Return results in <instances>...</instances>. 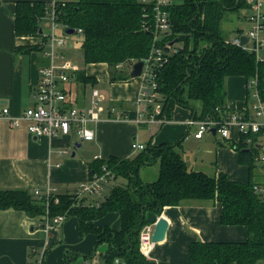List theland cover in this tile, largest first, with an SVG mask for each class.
Masks as SVG:
<instances>
[{
    "label": "crops",
    "instance_id": "crops-1",
    "mask_svg": "<svg viewBox=\"0 0 264 264\" xmlns=\"http://www.w3.org/2000/svg\"><path fill=\"white\" fill-rule=\"evenodd\" d=\"M18 1L21 0H0V189L34 192L35 188L43 190L51 186L56 193L70 192L92 179L90 166L97 159L122 160L137 156L143 151L133 148L132 144L137 141L146 146L179 142L177 150L189 170L208 175L224 173L228 179L241 183L252 179L257 188L264 191V162L260 161L253 169L241 162L240 152L234 146L241 138L236 128L232 129L229 138L212 131L196 138L197 125L187 123L194 118L192 110L181 105H176L169 117L150 121L149 112L139 103L144 79L142 75H131L133 60L120 62L122 66L117 68L105 62L80 65L66 59L77 66L65 83L75 105L89 108L93 88H98L104 96L101 120L92 125L95 132L92 140L80 141L75 132L57 138L36 137L30 134L27 122L13 126L2 116L3 108L8 107L11 114L18 115L34 106L40 69L49 62L45 48H33L42 42V36L17 33ZM28 1L63 3L78 0ZM168 1L180 3L182 0ZM250 11L248 6L247 12ZM44 22L48 27L47 16ZM41 28L47 29L43 23ZM242 32L243 28H237L236 34ZM39 33L43 32L39 30ZM57 33L61 35L59 27ZM247 84L245 75L227 78L229 113L250 102ZM112 108H115L114 112ZM140 117L142 119L138 121ZM188 142L195 143L190 151L186 149ZM263 153L259 150V157ZM159 172L157 161L141 165L138 170L143 183L155 181ZM128 180L123 175L115 177L105 185L102 194L92 196L88 201L97 204L114 186L126 185ZM222 212V203L212 199H189L179 205H167L160 214L147 209V222L143 228L151 226L153 233L158 218L164 215L169 221V229L163 241L151 242L145 250L140 242V251L154 264H192L190 246L194 241H246L249 237L247 227L224 224ZM89 223L101 229L121 230L118 211H110ZM111 246L106 236L100 237L94 231L82 233L76 215L66 217L60 224L54 221L47 226L45 215H32L14 208L0 209V264H112L108 260ZM113 264H121V260ZM259 264H264V259Z\"/></svg>",
    "mask_w": 264,
    "mask_h": 264
},
{
    "label": "trees",
    "instance_id": "trees-1",
    "mask_svg": "<svg viewBox=\"0 0 264 264\" xmlns=\"http://www.w3.org/2000/svg\"><path fill=\"white\" fill-rule=\"evenodd\" d=\"M60 4L58 22L65 29H82L83 54L86 63H108L145 60L153 46L161 47L167 61L157 66L161 117H169L176 105L192 110L198 119H221L228 115L227 78L245 75L258 76L264 96V61L252 52L226 41L222 22L229 13L248 8L249 0H182L169 3L171 29L156 35V0H78ZM50 4L42 1L17 2L16 31L18 34L39 33L46 20ZM241 31L240 29L238 32ZM43 40L45 38L43 37ZM176 40L173 47H169ZM180 45L177 52L173 48ZM33 48L43 49L40 44ZM178 143L146 146L137 156L128 159H97L90 166V176L102 174L103 166L115 177H128L126 185H116L98 203L77 188L66 193L54 192L47 197L29 189H0V209L14 208L32 215H45L51 221L58 214L76 215L82 233L94 231L106 236L111 243L108 260L121 264H154L140 251V232L145 225V212L161 213L167 205H179L189 199H212L223 205L224 224H243L249 237L243 242L194 241L190 246L192 264H259L264 259V191L251 179L241 183L228 179L226 174L208 175L189 170ZM234 146L240 160L253 169L261 161L259 148L251 147L241 136ZM160 164L158 178L143 183L138 170L141 165ZM37 195V197L35 196ZM58 198V201H56ZM110 211L121 216V230L101 229L90 224Z\"/></svg>",
    "mask_w": 264,
    "mask_h": 264
},
{
    "label": "built area",
    "instance_id": "built-area-1",
    "mask_svg": "<svg viewBox=\"0 0 264 264\" xmlns=\"http://www.w3.org/2000/svg\"><path fill=\"white\" fill-rule=\"evenodd\" d=\"M147 2L149 0H143ZM168 0H156L155 6V40H160L161 34L171 29V22L168 11L164 8L169 4ZM50 9L47 12L48 27L43 31V37L40 43L45 48V57L48 58V64L40 69V79L35 88V105L24 109L20 114L13 115L8 107L3 108L2 116L10 120L13 126H20L23 122H27L28 130L31 135L40 137L48 136L57 138L60 136L70 135L75 132L80 141L92 140L95 136L93 124L101 120L102 117V101L104 96L98 88H93L91 93V103L89 108L83 109L74 104L70 98L68 91L65 89V83L70 80L71 72L77 69V66L66 60L60 51L67 44V40L58 35L57 29L60 25L58 15L60 13V3L52 1L49 3ZM250 13L247 19L251 23V27L242 33H238L232 38L226 40L228 43L242 48L247 52L255 54L257 60L264 61L260 56L262 48H264V0H249ZM81 33L82 29H78ZM241 36H246L248 42L242 44ZM174 45H169L173 47ZM180 45L173 48L174 52L179 50ZM60 61V63L58 62ZM167 57L164 55L161 47L153 46L149 56L145 59L142 70V77L145 85L139 103L144 105V109L149 112V120L155 121L161 117L162 102L159 100V90L157 81V66L161 67ZM122 63H118L116 67H121ZM248 89L250 90L251 100L242 104L238 111L224 115L221 119L215 118H190L188 125H197L195 132L196 138H202L207 132L215 129L221 137L229 138L232 129L236 128L240 136L245 137L248 148L258 147L264 152V96L263 89L260 87L258 76L248 79ZM115 111V108H112ZM163 118V117H161ZM141 117L138 121H141ZM134 149H144L145 144L134 142ZM260 160L264 162V153L260 155ZM115 178L113 171L103 166L102 174H94L92 179L77 188V195L85 194L99 195L105 190V185ZM46 195L47 209L49 197L55 192L51 186H46L43 190L34 189V193ZM58 201V198H56ZM46 224L57 222L60 224L66 218L65 214H58L51 221L49 210L45 214ZM151 226H145L140 234L141 248L145 250L152 240ZM117 263L120 262L116 258ZM88 264V263H87Z\"/></svg>",
    "mask_w": 264,
    "mask_h": 264
},
{
    "label": "rangeland",
    "instance_id": "rangeland-1",
    "mask_svg": "<svg viewBox=\"0 0 264 264\" xmlns=\"http://www.w3.org/2000/svg\"><path fill=\"white\" fill-rule=\"evenodd\" d=\"M248 13V14H247ZM246 15H249L247 12V8H242L241 14L239 16V12L229 13L227 17L222 22V31L227 38H232L235 36L237 28H243L244 31H247L251 27L250 21L247 19ZM45 28H47L46 23L43 22ZM61 36H63L67 40V44L60 49L65 59H70L80 65L84 64V54H83V35L79 32H74L68 34L65 32V28L63 26H59ZM72 45V47H70ZM264 48H262L260 52V56L263 57ZM207 134V133H206ZM186 149L190 151L195 143L188 142ZM96 196V195H92ZM92 198V197H89ZM94 198V197H93Z\"/></svg>",
    "mask_w": 264,
    "mask_h": 264
},
{
    "label": "water",
    "instance_id": "water-1",
    "mask_svg": "<svg viewBox=\"0 0 264 264\" xmlns=\"http://www.w3.org/2000/svg\"><path fill=\"white\" fill-rule=\"evenodd\" d=\"M40 32H43V29H40ZM74 28L67 29V33L71 34L74 33ZM242 44H245L248 42V38L246 36H241ZM176 43V40L172 41L170 45H174ZM145 64V60H139L134 63L133 70L131 72V75L134 76H140L142 74L143 66ZM212 132H215V129H212ZM169 229V221L164 216L161 215L155 225L154 232L152 233L151 240L153 243L163 241L168 233Z\"/></svg>",
    "mask_w": 264,
    "mask_h": 264
}]
</instances>
